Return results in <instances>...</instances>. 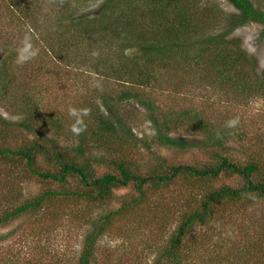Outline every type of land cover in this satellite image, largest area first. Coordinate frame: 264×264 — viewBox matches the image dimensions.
Listing matches in <instances>:
<instances>
[{
	"label": "rangeland",
	"instance_id": "374dc122",
	"mask_svg": "<svg viewBox=\"0 0 264 264\" xmlns=\"http://www.w3.org/2000/svg\"><path fill=\"white\" fill-rule=\"evenodd\" d=\"M103 1L0 0V115L11 123H0V148L16 149L37 139L34 134L12 125L25 121L34 112H38L40 118L51 116L59 121L62 132L53 133L58 139L50 137L64 148L75 147L90 115L98 107L104 110L103 98L113 97L115 105H121V112L129 124L126 140L119 138L118 144L111 140L113 148L119 149L115 152L116 157L128 158L143 173L164 163H203L214 159L201 145V135L185 132L176 135L172 132V136L196 144L188 151L159 145L146 106L135 100L119 102L118 97L123 92L133 90L154 101V112L158 116L161 112L170 114L185 109L195 110L214 123V127L231 131V139L226 145L230 151L223 150L224 147L220 151L224 155L229 152L236 161L248 160L251 156L264 160L262 92L247 97L240 88L221 85L204 71L187 74L186 77L175 75L169 83H164L163 90L155 91L130 87L92 72L91 66L101 58H114L115 61L119 47L115 45L107 50L99 47L103 43H97L90 51L85 42L75 41L78 40L77 33L58 32V26L60 23L68 25L69 16L96 13ZM208 1L227 15L237 13L226 0ZM262 30V26L253 23L238 28L232 35L241 41L248 55L257 60L255 70L259 74L264 70ZM26 35L39 53L31 61L17 65V49L22 47ZM96 38L92 41H97ZM70 110H75L77 115H70ZM232 120L238 123L228 127ZM73 128L77 131L74 132ZM212 152L216 153V150ZM1 161L0 213L19 207L48 189L67 192L79 187L74 182L58 186L29 177L25 167ZM39 165L43 169H52L44 157L39 158ZM105 170L104 166H99V172L104 173ZM223 184V181H194V184L180 181L166 193L149 194L142 205L112 221L106 234L98 240V253L92 264H155L157 247L164 244L175 229L183 212V203L200 199L208 190ZM128 193L127 190L117 191L113 202L107 204L95 203L87 197H56L41 211L2 225L0 264H29L30 261V264H77L85 234L92 230L97 219L122 206L121 202ZM244 208H251L253 215L240 217L235 212L236 208H218L219 215L208 231L214 232L211 243L222 242L228 246L235 242L239 248L244 244L252 248L256 240L258 243L261 241L264 236V201ZM232 221L236 223L231 224ZM197 237L192 234L187 238V244L192 243L191 238H194L193 242L198 241ZM232 262L227 264H239Z\"/></svg>",
	"mask_w": 264,
	"mask_h": 264
},
{
	"label": "trees",
	"instance_id": "16d2710c",
	"mask_svg": "<svg viewBox=\"0 0 264 264\" xmlns=\"http://www.w3.org/2000/svg\"><path fill=\"white\" fill-rule=\"evenodd\" d=\"M226 1L237 13L227 15L208 0H104L96 13L69 16L70 23L66 26L60 23L58 32L77 33L75 41L85 42L90 51L97 43H103L99 47L107 50L118 46L115 61L101 58L90 70L130 87L163 90L164 83H169L175 75L186 77L204 71L221 85L240 88L247 97L261 92L264 95V70L261 74L256 72L257 60L248 55L238 38L232 37L238 28L253 23L262 26L264 35V0ZM94 37H97L95 42ZM50 49L53 51L51 46ZM118 99L119 102L135 100L146 106L159 145L188 151L196 144L172 136V132L201 135V145L214 159L203 163H164L143 173L128 158L116 157L119 149L113 148L111 140L117 144L119 138L126 140L129 124L113 97L103 98L104 110L98 107L90 115L75 147L64 148L57 143L58 136L53 133L62 132L59 121L51 116L40 118L34 112L25 121L12 125L34 134L37 139L16 149L0 148L1 162L25 167L29 177L58 186L74 182L79 187L67 192L45 190L23 205L0 213V227L28 213L41 211L56 197H87L95 203L107 204L113 202L117 191L127 190L122 206L97 219L83 238L76 262L92 264L98 253V240L106 234L112 221L142 205L149 194L166 193L180 181H191V184L223 181L221 187L208 190L202 198L183 203L175 229L157 247L155 264H227L231 261L264 264V236L252 248L245 244L239 248L235 242L228 246L222 242L211 243L214 232H208L219 215L218 208H236L240 217L250 216L253 210L244 207L264 201V160L251 156L248 160L236 161L229 152L225 155L220 152L223 147L230 151L226 145L232 133L214 127L201 112L185 109L170 114L161 112L158 116L154 101L133 90L123 92ZM0 123L11 124L1 115ZM40 157L52 169L41 168ZM99 166L105 167L104 173L99 172ZM192 234L199 240L193 242L191 238L192 243L187 244Z\"/></svg>",
	"mask_w": 264,
	"mask_h": 264
},
{
	"label": "clouds",
	"instance_id": "9594fccd",
	"mask_svg": "<svg viewBox=\"0 0 264 264\" xmlns=\"http://www.w3.org/2000/svg\"><path fill=\"white\" fill-rule=\"evenodd\" d=\"M39 53V49L34 47L31 43V38L29 36L24 37L23 45L22 47L17 49V55L15 63L17 65H23L29 61H31L33 58H35ZM70 115L76 116L77 113L75 110H70ZM238 123L237 120L229 121L227 126L228 127H234ZM73 131H77V129L73 128Z\"/></svg>",
	"mask_w": 264,
	"mask_h": 264
}]
</instances>
